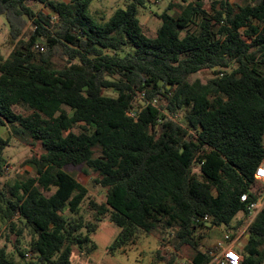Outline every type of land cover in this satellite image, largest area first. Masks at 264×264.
Returning <instances> with one entry per match:
<instances>
[{"label":"trees","instance_id":"1","mask_svg":"<svg viewBox=\"0 0 264 264\" xmlns=\"http://www.w3.org/2000/svg\"><path fill=\"white\" fill-rule=\"evenodd\" d=\"M94 1L0 0L14 45L0 56V223L27 240L22 262L0 245V264H73L75 246L97 250L104 221L120 228L112 254L141 232L175 228L167 264L184 245L193 264H211L216 251L200 249L202 231L226 225L232 238L248 235L240 264H264V207L247 223L241 201L254 198L264 161V0L171 4L155 36L139 18L151 0H130L107 20L90 13ZM204 69L214 72L207 83L191 81ZM8 125L44 153L26 161L36 175L3 185ZM70 165L96 174L103 202Z\"/></svg>","mask_w":264,"mask_h":264},{"label":"rangeland","instance_id":"2","mask_svg":"<svg viewBox=\"0 0 264 264\" xmlns=\"http://www.w3.org/2000/svg\"><path fill=\"white\" fill-rule=\"evenodd\" d=\"M130 0H95L90 8V13L97 18H104L107 20L114 10L118 7H125ZM213 0H205V7L210 9ZM234 2L235 0H231ZM190 0H151L145 6H141L139 10V18L145 33L148 36H155L156 31L160 28L162 21L159 15L165 10L173 13L174 8H170L171 4L187 5ZM33 8L36 11H43L50 13V10L45 8L42 4L33 3ZM33 24L27 21L20 38L25 39L31 33ZM10 26L6 17L0 14V56L7 58L12 52L14 45L10 41ZM132 46H127L126 50H132ZM37 51V50H36ZM38 52V51H37ZM41 52V50L39 51ZM43 52V51H42ZM58 63L61 62L59 58H55ZM214 76V72L210 69H204L196 74H193L191 81L200 79L203 83H207ZM106 95L115 96L117 93L114 90H105ZM141 102H138L140 105ZM155 103L159 104L160 100L155 99ZM18 111L28 113L27 110L17 108ZM179 121L185 124L184 114L179 115ZM4 137L9 138L10 143L4 153V160L6 161V172L2 179V184L14 183L16 180L25 179L36 175V168L33 164L27 163V159L32 157H39L44 150L39 142H33L32 138L23 133L18 128H13L11 125L2 128ZM65 171L75 176L82 184L88 187L91 195L98 201L103 202L106 197V190L100 186H94V178L96 174L88 169L86 166H68L64 168ZM241 214H239L240 216ZM238 216V217H239ZM234 220V222L238 219ZM242 217V216H241ZM239 217V218H241ZM246 224V223H245ZM244 224V225H245ZM219 228L222 231L228 230L226 225H221ZM5 226L0 223V245H6L7 249L15 256V258L22 262L25 259L19 257L17 248L22 247L27 249V240H22L20 243L17 236L12 233L6 234ZM8 232V231H7ZM120 228L115 224L104 221L97 233L93 236V240L97 244L96 258L99 262L102 259H110L113 264H167L170 255L174 252V245L177 242L175 237V228L167 230L158 228L152 233H140L134 244L128 245L124 250H116L113 254L110 253L109 247L117 238ZM205 232L202 231L203 236ZM74 258L75 264H91L81 258V249L75 246ZM213 250V249H211ZM163 253L165 259H160L159 253ZM194 250L189 245H184L178 252L179 259L173 264H193L192 256ZM28 258V257H27Z\"/></svg>","mask_w":264,"mask_h":264},{"label":"built area","instance_id":"3","mask_svg":"<svg viewBox=\"0 0 264 264\" xmlns=\"http://www.w3.org/2000/svg\"><path fill=\"white\" fill-rule=\"evenodd\" d=\"M37 48L43 50V47L40 45H37ZM255 178L256 185L251 189L254 198L251 197L249 193H245L241 196V201L246 203V209L249 214L247 223H250L264 207V161L257 167ZM205 219H207V217H205ZM224 239L228 245L221 254L212 252L214 258L211 264H240L243 260V256L235 248L232 232L230 230L225 232ZM27 256H30V253L27 254Z\"/></svg>","mask_w":264,"mask_h":264},{"label":"crops","instance_id":"4","mask_svg":"<svg viewBox=\"0 0 264 264\" xmlns=\"http://www.w3.org/2000/svg\"><path fill=\"white\" fill-rule=\"evenodd\" d=\"M228 230L222 231L219 226H213L211 228H206L204 230L205 236L201 240V246L200 249L204 252L210 249H213L216 251V253L221 254L224 250V248L228 245V243L224 239V234ZM243 232L241 234L237 235L235 238H233L235 248L241 252L243 250L244 245L246 244V239L248 238V235H245L244 237H241ZM97 251V250H96ZM96 251L93 253L87 254L84 252H80L81 258H84L86 262H90L91 264H113V262L110 259H102V261H98L96 258ZM74 252H72V262L75 264V258H74ZM79 264V263H77Z\"/></svg>","mask_w":264,"mask_h":264}]
</instances>
